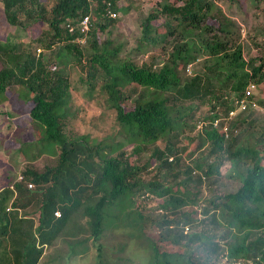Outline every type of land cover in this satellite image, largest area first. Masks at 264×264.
<instances>
[{
  "label": "trees",
  "instance_id": "1",
  "mask_svg": "<svg viewBox=\"0 0 264 264\" xmlns=\"http://www.w3.org/2000/svg\"><path fill=\"white\" fill-rule=\"evenodd\" d=\"M120 1L0 0V17L3 13L5 19L0 33V93L17 84L27 88L29 115L43 129L42 141L57 153L53 164L41 170L29 163L22 171V180L9 179L0 190V247L9 232L13 238L21 234L28 239L31 235L19 224L23 218L17 220L16 212L11 218L10 205L12 211L29 207L40 211L38 227L43 232L39 246L35 238L28 244L27 240L13 239L14 264H38L43 254L40 246L57 238L75 213L88 217L98 239L109 217L107 208L123 204L125 199L134 203L136 197L142 202L141 197L156 194L163 200L160 241L187 247L198 242L205 252L204 256L183 254V264H264V124L259 126L260 115L256 114L264 106V99L256 98L257 89L264 93V24L255 33L263 37L262 44L254 56L247 57L240 26L220 3L231 9L243 0H160L141 21L143 34L137 48L160 46L167 56L156 67L152 62L138 63L129 55L123 56L125 45L120 41L100 40L99 32L108 31L120 13L129 11ZM247 1L256 9L264 2ZM109 3L116 17L110 16ZM86 15H90L91 29L86 43L81 44L78 38L84 33L77 28L70 32L67 25H77ZM42 23L48 27L25 41V33ZM196 61L201 68L188 75V66ZM69 63L80 68L79 81L88 86V95L102 78V90L120 125L117 135L126 142L120 140L105 152L102 142L91 143L87 134L75 132V87L66 70ZM251 84L254 88L247 96ZM140 88L163 96L143 101L146 94H139ZM137 94L139 98H134ZM243 99L247 108L234 120L237 115L229 117L230 112L238 109ZM206 105L208 113L196 120V112ZM220 117L225 119L222 125H229L227 133L213 124ZM193 120L197 121L193 127L201 121L206 124L200 130L208 156L185 164L182 155L187 149L168 135L184 125L183 129L189 128L188 122ZM160 140L163 143L158 145ZM126 143L134 144V154L127 152ZM143 144L156 146L150 160L140 164L132 158ZM151 161L156 163L157 173L142 182L137 177L148 171ZM226 161L234 164L241 185L216 195L202 208L203 216L196 218L199 211L185 207L197 206L203 180L210 186ZM198 169L200 174L195 176ZM174 185L179 189L173 190ZM58 210L59 217L55 215ZM52 217L63 222L55 236L44 230L50 227ZM206 224L226 230L217 237L190 227ZM150 239L152 264H182L174 263V254L161 251L159 241ZM5 254L0 256V264H9Z\"/></svg>",
  "mask_w": 264,
  "mask_h": 264
},
{
  "label": "rangeland",
  "instance_id": "2",
  "mask_svg": "<svg viewBox=\"0 0 264 264\" xmlns=\"http://www.w3.org/2000/svg\"><path fill=\"white\" fill-rule=\"evenodd\" d=\"M158 1L160 0H121L119 4L129 7V11L127 13H120L117 17V23L111 25L108 31H100V40L105 41L109 38L120 41L125 45L122 53L123 56L129 55L138 63L148 61L154 63L156 67L161 66L167 55L161 51L160 46L155 47L151 45L140 50L137 49L143 34L141 21L157 5ZM220 3L226 12L236 19L240 26V41L244 44L245 56H254L258 51V46L263 41V37L255 35V33L264 24V2L262 3V8L258 9L253 8L247 0H243L240 5H235L231 9H229V5L223 2ZM3 16L4 14L1 13L0 33L4 29L5 19ZM210 22H213V20L210 19ZM47 27V24L42 23L41 26L25 33L24 40L28 41L30 37L35 38L42 29L44 30ZM14 30L10 29L12 32ZM201 66V63L197 61L190 64L187 68L188 75L194 74ZM66 70L71 74L73 86L75 87L72 105L73 112L76 114L73 121L75 132L87 134L91 143L102 142L105 152H108L110 146H114L113 144L120 140L126 142L121 134L117 135L120 125L116 120V110L111 107L108 95L102 90V78L99 79L100 84L93 90L92 95H88V86L82 85L79 81L81 75L80 68L77 65L69 63ZM144 92L146 98L143 101L149 99L157 100L163 96L152 89L140 88L139 94ZM139 94L135 95L134 98H139ZM256 98L264 99V93L259 89L256 90ZM29 99L30 94L27 88L18 84L6 93H0V190L5 187L9 179L19 180L22 171L29 163H32L35 168L42 170L46 165L53 164L54 156L56 157L57 155V153L56 155L53 154L51 144L47 141H42L44 135L43 129L31 119L28 112ZM209 109L210 107L207 105L201 107L196 112V120L207 114ZM256 114L260 115L259 120L261 121L259 126L263 125L264 106ZM237 118L238 115L234 120ZM196 120L188 122V124L190 123L189 128L183 129L186 125L183 126L182 124L178 126L179 128L183 126L182 130L170 132L168 135L172 138L173 142L187 149L182 155L185 164L192 163L197 158L204 159V157L208 156L203 132L200 130V127H193L194 123L197 122ZM175 134L178 135L176 136ZM161 143H163L162 140L157 142L158 145ZM142 146L143 148L136 157L133 156L132 160L145 164L150 160L156 144H143ZM133 148L134 144L126 143L125 149L129 154H134L132 153ZM199 172L200 169L197 170L195 176L200 174ZM156 173V163L151 161L148 165V171L140 174L137 179L142 182H148L153 179ZM212 181V184L209 186V182L203 180L197 206L185 207L187 211L198 210L199 215L195 216L198 219L203 216L201 213L202 208L212 198H215L216 195L235 191L241 185L242 179L236 171L234 164L226 161L221 167V173L217 174ZM178 189V186L174 185L173 190L176 191ZM147 197L149 198L146 199ZM139 200L136 197L133 203L130 199H125L123 204L118 203L119 205L107 208L109 217L103 223V231L98 239L92 234L88 217L81 213H75L60 231V235L57 238L53 240L49 238L46 240V244L40 246L43 248V254L38 264H152L150 238L159 241L161 251L174 254L172 257L174 263L177 261L183 264L185 262L183 254L189 255L194 252L197 255H205V252L199 247L198 242L191 247H187L183 243L175 244L160 241L162 240L160 239V233L164 231L159 229V223L163 217V200L156 194L146 195L145 198L141 197L142 202ZM137 211L142 213L144 217L140 218ZM8 212H11V218L12 212H16L18 216L17 220L23 218V221L19 222V224H21L22 228H27L31 232L28 239H25V235L21 234L13 235V238L11 232H9L6 238L4 237V241L0 247V256L6 253L7 262L14 264L13 249L16 245L14 240L18 239L21 242L22 240H27L26 243L28 244L35 238L36 244L39 246L43 230L38 227L40 223V211L35 207ZM218 216L221 220L224 219L221 212L218 213ZM61 222L62 220L60 221L56 217H52L50 227H46L44 230H49L52 234L54 232L55 236L59 228L61 229L62 227L61 224L63 222ZM190 227L217 237L224 234L226 230L224 227L208 224L204 226L190 225Z\"/></svg>",
  "mask_w": 264,
  "mask_h": 264
},
{
  "label": "built area",
  "instance_id": "3",
  "mask_svg": "<svg viewBox=\"0 0 264 264\" xmlns=\"http://www.w3.org/2000/svg\"><path fill=\"white\" fill-rule=\"evenodd\" d=\"M109 5L110 3L108 4V12L110 14V16L112 17H116L117 14L115 11L109 9ZM67 27L69 28L70 32H74L77 29H79L82 33H84V36L78 38V42H80L81 44L85 43L86 40H87V33L90 31L91 29V18H90V15H86L84 16V18L82 20H80L77 25H73L71 23H68ZM253 88H254V85L251 84L248 88H247V96L251 95L252 94V91H253ZM239 107L238 109L230 112V115L229 117H234L238 112H240L241 110H244L247 108V103H246V99H243L240 103H239ZM252 107L253 108H256L257 107V104L255 102H252ZM222 119H224L223 117H220L216 120H214V126H217L221 131L223 132H228L229 131V125L228 124H224L222 125ZM226 119H229L228 117ZM205 124V122L201 121L199 124H198V127L202 128ZM23 179V176L20 175L19 177V180H22ZM14 184L11 185V187L13 188ZM29 187H33V184H29ZM13 208L12 206L10 205L8 207V211H11ZM19 211H21V209H19ZM55 215L56 216H61V211L58 210L55 212ZM188 227H186V232L188 231ZM240 264V263H238Z\"/></svg>",
  "mask_w": 264,
  "mask_h": 264
}]
</instances>
